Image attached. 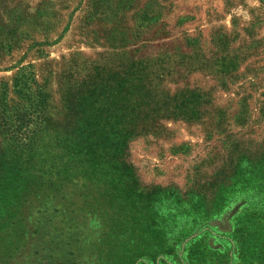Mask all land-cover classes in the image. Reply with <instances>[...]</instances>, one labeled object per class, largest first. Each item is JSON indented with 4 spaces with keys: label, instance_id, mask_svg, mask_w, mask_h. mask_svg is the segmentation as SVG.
<instances>
[{
    "label": "rangeland",
    "instance_id": "rangeland-1",
    "mask_svg": "<svg viewBox=\"0 0 264 264\" xmlns=\"http://www.w3.org/2000/svg\"><path fill=\"white\" fill-rule=\"evenodd\" d=\"M140 63L161 104L183 90L202 103L131 139L130 189H63L80 264H264V187L248 182L264 156V0H0V116L44 92L53 135L67 119L117 132L120 79Z\"/></svg>",
    "mask_w": 264,
    "mask_h": 264
},
{
    "label": "trees",
    "instance_id": "trees-1",
    "mask_svg": "<svg viewBox=\"0 0 264 264\" xmlns=\"http://www.w3.org/2000/svg\"><path fill=\"white\" fill-rule=\"evenodd\" d=\"M135 73L134 78L125 73L120 79V118L114 133L110 124L109 131H104L98 121H83L72 131L66 129L70 127L67 119L66 126L53 135L56 124L45 116L44 92L30 96L32 103L27 109L3 108L0 134L5 143L0 146V192H4L1 200L5 202L0 203V237L13 233L16 238L13 242L2 240L5 245L0 249V264H9V249L13 256L29 243L31 253L22 264H80L82 242L74 232V213L63 202L58 203L68 200L70 191L63 189L72 185L80 188L79 194L89 196L83 192L89 186L80 185L79 180L91 186L124 183V188L130 189L134 178L124 157L131 139L149 132L159 119L197 117L202 96L196 91L183 90L163 105L160 101L166 98L153 88L154 72L140 63ZM249 175L250 184L264 187V156L252 161Z\"/></svg>",
    "mask_w": 264,
    "mask_h": 264
}]
</instances>
